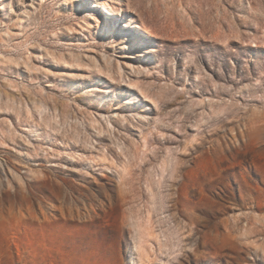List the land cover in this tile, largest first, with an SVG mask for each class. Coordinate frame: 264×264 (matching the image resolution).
Returning a JSON list of instances; mask_svg holds the SVG:
<instances>
[{"label":"rangeland","instance_id":"obj_1","mask_svg":"<svg viewBox=\"0 0 264 264\" xmlns=\"http://www.w3.org/2000/svg\"><path fill=\"white\" fill-rule=\"evenodd\" d=\"M0 264H264V0H0Z\"/></svg>","mask_w":264,"mask_h":264},{"label":"bare ground","instance_id":"obj_2","mask_svg":"<svg viewBox=\"0 0 264 264\" xmlns=\"http://www.w3.org/2000/svg\"><path fill=\"white\" fill-rule=\"evenodd\" d=\"M91 4L94 5V7H100L102 8V10H104V12L109 15V16H116V13L112 12L111 10L108 9V7L106 5H102V4H96V2L92 1Z\"/></svg>","mask_w":264,"mask_h":264}]
</instances>
